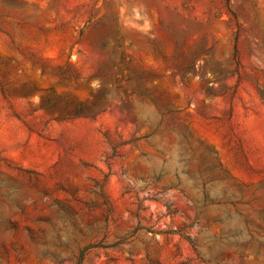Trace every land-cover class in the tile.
<instances>
[{
  "label": "rangeland",
  "instance_id": "rangeland-1",
  "mask_svg": "<svg viewBox=\"0 0 264 264\" xmlns=\"http://www.w3.org/2000/svg\"><path fill=\"white\" fill-rule=\"evenodd\" d=\"M0 264H264V0H0Z\"/></svg>",
  "mask_w": 264,
  "mask_h": 264
}]
</instances>
